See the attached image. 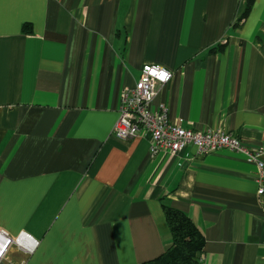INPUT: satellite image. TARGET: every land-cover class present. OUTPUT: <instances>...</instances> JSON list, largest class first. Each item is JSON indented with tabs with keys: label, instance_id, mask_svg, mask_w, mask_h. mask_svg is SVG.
<instances>
[{
	"label": "crops",
	"instance_id": "1",
	"mask_svg": "<svg viewBox=\"0 0 264 264\" xmlns=\"http://www.w3.org/2000/svg\"><path fill=\"white\" fill-rule=\"evenodd\" d=\"M245 4L0 0V231L38 241L0 264L152 261L172 242L164 206L201 234V264H264L256 162L112 135L120 91L154 64L171 123L264 149V0Z\"/></svg>",
	"mask_w": 264,
	"mask_h": 264
},
{
	"label": "built area",
	"instance_id": "2",
	"mask_svg": "<svg viewBox=\"0 0 264 264\" xmlns=\"http://www.w3.org/2000/svg\"><path fill=\"white\" fill-rule=\"evenodd\" d=\"M172 73L167 69L146 64L141 68L134 88L121 90L118 97V118L112 128V135L122 140L146 138L150 142V155H178L193 146L197 153L208 155L220 150L240 153L247 160L256 162L259 174L258 195L264 194V162L261 156L264 149L251 151L242 146L240 140L226 131L198 132L185 129L168 120L167 107L161 103L153 106L157 95V87H165L171 80ZM16 247L22 254L29 255L38 246V241L21 233L16 238H10L0 231V260L6 251Z\"/></svg>",
	"mask_w": 264,
	"mask_h": 264
},
{
	"label": "trees",
	"instance_id": "3",
	"mask_svg": "<svg viewBox=\"0 0 264 264\" xmlns=\"http://www.w3.org/2000/svg\"><path fill=\"white\" fill-rule=\"evenodd\" d=\"M251 0H246V9ZM171 235V246L159 257L143 264H201L203 238L197 228L183 213L163 207Z\"/></svg>",
	"mask_w": 264,
	"mask_h": 264
},
{
	"label": "bare ground",
	"instance_id": "4",
	"mask_svg": "<svg viewBox=\"0 0 264 264\" xmlns=\"http://www.w3.org/2000/svg\"><path fill=\"white\" fill-rule=\"evenodd\" d=\"M1 251H2V247H0V254H1Z\"/></svg>",
	"mask_w": 264,
	"mask_h": 264
},
{
	"label": "rangeland",
	"instance_id": "5",
	"mask_svg": "<svg viewBox=\"0 0 264 264\" xmlns=\"http://www.w3.org/2000/svg\"><path fill=\"white\" fill-rule=\"evenodd\" d=\"M13 246H11V248H12ZM14 248V247H13Z\"/></svg>",
	"mask_w": 264,
	"mask_h": 264
}]
</instances>
